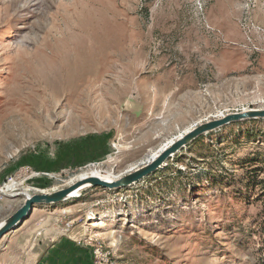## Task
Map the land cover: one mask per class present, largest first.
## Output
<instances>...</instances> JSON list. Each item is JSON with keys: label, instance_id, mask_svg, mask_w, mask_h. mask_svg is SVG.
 I'll return each mask as SVG.
<instances>
[{"label": "rangeland", "instance_id": "1", "mask_svg": "<svg viewBox=\"0 0 264 264\" xmlns=\"http://www.w3.org/2000/svg\"><path fill=\"white\" fill-rule=\"evenodd\" d=\"M264 109V0H0V223L120 178L194 125ZM36 206L0 264H262L264 119L122 190Z\"/></svg>", "mask_w": 264, "mask_h": 264}, {"label": "water", "instance_id": "2", "mask_svg": "<svg viewBox=\"0 0 264 264\" xmlns=\"http://www.w3.org/2000/svg\"><path fill=\"white\" fill-rule=\"evenodd\" d=\"M251 119H264V109L231 113L219 119L196 124L189 131L164 144L154 157H149L131 169L126 175L113 181L108 182L97 177H89L76 181L65 189L54 193L26 195L21 208L0 223V239L27 219L36 206H51L64 203L71 199L73 193L81 188H102L107 190L130 188L157 173L161 168L166 166V163L172 157L200 137L216 132L225 126L242 123Z\"/></svg>", "mask_w": 264, "mask_h": 264}, {"label": "bare ground", "instance_id": "3", "mask_svg": "<svg viewBox=\"0 0 264 264\" xmlns=\"http://www.w3.org/2000/svg\"><path fill=\"white\" fill-rule=\"evenodd\" d=\"M161 148H162V146L160 147V149H161ZM160 149H159V150H160ZM159 150H157L155 153H152L150 157H154V156L158 153ZM89 177H97V178H99V179H101V180L108 181V182L113 181V180L116 179V178L111 179L110 176H102V175H100L97 171H94V170H93V171H89V172H85V173L82 172V173L76 175V176L70 181V183L73 184V183H75L76 181H80V180H82V179L89 178ZM82 189H83V188H81L80 190L74 192L73 195H72V198H77V197L79 196V194L81 193L80 191H81Z\"/></svg>", "mask_w": 264, "mask_h": 264}, {"label": "trees", "instance_id": "4", "mask_svg": "<svg viewBox=\"0 0 264 264\" xmlns=\"http://www.w3.org/2000/svg\"><path fill=\"white\" fill-rule=\"evenodd\" d=\"M200 138H201V137H200ZM197 140H198V139H197ZM193 143H194V142H193ZM193 143H192V144H193ZM192 144H191V145H192ZM191 145H189V146H191ZM189 146H188V147H189ZM176 155H177V154H176ZM262 252H263V253H262V254H263V255H262V256H263L262 264H264V249H263Z\"/></svg>", "mask_w": 264, "mask_h": 264}]
</instances>
